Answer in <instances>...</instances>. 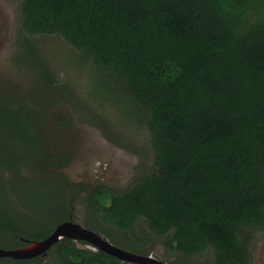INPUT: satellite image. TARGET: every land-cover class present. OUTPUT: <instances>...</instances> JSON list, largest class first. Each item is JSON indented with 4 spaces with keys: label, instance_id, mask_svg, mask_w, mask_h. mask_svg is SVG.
<instances>
[{
    "label": "trees",
    "instance_id": "1",
    "mask_svg": "<svg viewBox=\"0 0 264 264\" xmlns=\"http://www.w3.org/2000/svg\"><path fill=\"white\" fill-rule=\"evenodd\" d=\"M15 39L34 88L0 90L1 247L44 239L80 203L83 224L124 249L153 250L145 227L173 264L207 251L209 264L252 263L264 229V0H21ZM42 86L152 167L124 190L69 178L44 135ZM82 245L65 237L0 264H132Z\"/></svg>",
    "mask_w": 264,
    "mask_h": 264
},
{
    "label": "rangeland",
    "instance_id": "2",
    "mask_svg": "<svg viewBox=\"0 0 264 264\" xmlns=\"http://www.w3.org/2000/svg\"><path fill=\"white\" fill-rule=\"evenodd\" d=\"M20 1L0 0V90L9 94L13 86L28 94L34 88V75L14 60L18 53L15 34ZM70 81L76 83L80 80L71 77ZM80 85L79 88L76 86L78 91L84 92L85 79L84 84ZM37 94L48 103L44 135L54 153L64 154L68 166L63 170L72 180L83 181L90 186L105 184L124 190L152 167L149 154L131 153L109 142L98 128L87 121L85 110L74 100L63 99L53 87L42 86ZM75 210V221L83 223L82 205L76 203ZM140 235L151 239L148 246L154 245L149 254L173 262L175 254L169 255L145 227H142ZM82 246L93 247L90 244ZM251 253V264H264V229L255 234ZM212 259L210 251L194 257L196 264H209ZM34 264H54V261L47 256L43 262Z\"/></svg>",
    "mask_w": 264,
    "mask_h": 264
},
{
    "label": "water",
    "instance_id": "3",
    "mask_svg": "<svg viewBox=\"0 0 264 264\" xmlns=\"http://www.w3.org/2000/svg\"><path fill=\"white\" fill-rule=\"evenodd\" d=\"M71 238L76 241H85L93 248L99 249L107 254H110L121 261L132 264H172L152 256L151 254H139L127 249H124L101 233L94 229L86 227L83 223L77 222L74 219L67 220L56 226L52 234L42 240H34L30 244L15 248L5 249L0 246V258L9 257L16 260L30 259L41 255H46L48 250L58 243L62 238Z\"/></svg>",
    "mask_w": 264,
    "mask_h": 264
}]
</instances>
